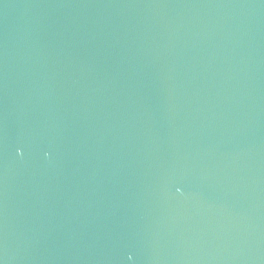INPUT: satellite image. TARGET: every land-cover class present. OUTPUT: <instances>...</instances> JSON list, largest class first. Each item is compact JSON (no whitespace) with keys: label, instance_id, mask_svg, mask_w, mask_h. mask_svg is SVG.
<instances>
[{"label":"water","instance_id":"95a60500","mask_svg":"<svg viewBox=\"0 0 264 264\" xmlns=\"http://www.w3.org/2000/svg\"><path fill=\"white\" fill-rule=\"evenodd\" d=\"M0 264H264V0H0Z\"/></svg>","mask_w":264,"mask_h":264}]
</instances>
